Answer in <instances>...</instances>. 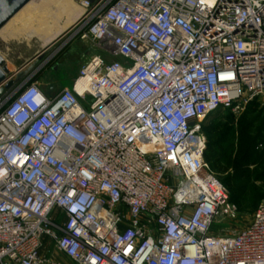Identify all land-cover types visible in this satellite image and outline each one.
Returning a JSON list of instances; mask_svg holds the SVG:
<instances>
[{
	"label": "built area",
	"instance_id": "2783aa9c",
	"mask_svg": "<svg viewBox=\"0 0 264 264\" xmlns=\"http://www.w3.org/2000/svg\"><path fill=\"white\" fill-rule=\"evenodd\" d=\"M79 3L99 53L72 87L0 98V264H41L47 237L75 264H264V204L211 233L236 207L203 122L264 96V0Z\"/></svg>",
	"mask_w": 264,
	"mask_h": 264
},
{
	"label": "rangeland",
	"instance_id": "374dc122",
	"mask_svg": "<svg viewBox=\"0 0 264 264\" xmlns=\"http://www.w3.org/2000/svg\"><path fill=\"white\" fill-rule=\"evenodd\" d=\"M35 2L40 5V12H48L44 16L51 21L56 4L44 7L46 4L42 0ZM75 2L80 5L79 0ZM38 10L32 14L39 13ZM80 15L81 12L75 9L74 21ZM16 23L13 28L20 25ZM72 31L69 26L62 34L48 39L47 44L43 45L38 37L27 41L23 38L7 40L1 35L0 50L12 75L20 72L21 78L33 79L46 92L51 88L61 90L72 87L83 64L93 54L99 53L94 43L83 42L77 36L72 37ZM203 122L207 135L215 124L226 123L227 127H218L217 133L227 131V142L234 144V158L230 166L210 160L209 157L207 159L216 177L227 188L230 203L236 207L234 216L221 215L216 219L211 233L216 236L231 235L247 227L259 206L264 204V96L253 98L238 113L220 110L208 115ZM207 141L209 143L208 136ZM221 143L217 136L215 144ZM65 219L63 214H59L57 223L61 225ZM40 256L43 259L41 264H54L58 261L62 264H75L71 258L57 250L55 241L49 237L44 239Z\"/></svg>",
	"mask_w": 264,
	"mask_h": 264
},
{
	"label": "bare ground",
	"instance_id": "6f19581e",
	"mask_svg": "<svg viewBox=\"0 0 264 264\" xmlns=\"http://www.w3.org/2000/svg\"><path fill=\"white\" fill-rule=\"evenodd\" d=\"M42 2L46 4L44 7H47V5L51 3L56 4L55 13L51 16V21H48V17L46 18L44 16V14L47 15L48 12H40L38 10V8L40 9V5L36 4L35 0H32L0 31V36L2 35V37L7 40L11 38H23L26 41L33 37H38L42 45L47 44L48 39L62 34L65 28H69V26L70 29L72 28L76 22L73 18L75 9H78L81 14L83 12L82 7L77 4L75 0H42ZM37 10L39 13L32 14ZM71 19L74 21L73 24ZM16 22H19L20 25L13 28ZM15 25H17V23Z\"/></svg>",
	"mask_w": 264,
	"mask_h": 264
},
{
	"label": "water",
	"instance_id": "95a60500",
	"mask_svg": "<svg viewBox=\"0 0 264 264\" xmlns=\"http://www.w3.org/2000/svg\"><path fill=\"white\" fill-rule=\"evenodd\" d=\"M32 0H0V31ZM20 73L12 75L10 66L0 54V98L21 78ZM53 88L49 90L51 92Z\"/></svg>",
	"mask_w": 264,
	"mask_h": 264
},
{
	"label": "trees",
	"instance_id": "16d2710c",
	"mask_svg": "<svg viewBox=\"0 0 264 264\" xmlns=\"http://www.w3.org/2000/svg\"><path fill=\"white\" fill-rule=\"evenodd\" d=\"M220 110H223V109H219L215 112H218ZM225 111H228V112H231L229 110H225ZM214 113V112H213ZM212 114V113H211ZM226 126L227 127V124H215V126L212 128L211 132L209 131L208 135H207V128L206 126L204 125V130H205V133H206V136H208L209 138V143L207 141V149H206V160L209 159L210 160H215V161H219L221 162L222 164H225L227 166H230L232 161H233V158H234V144H232L231 142H227V137H228V134L227 131H222V132H219L217 133L218 131V127L221 129V126ZM220 137L222 143L221 144H215V140L216 138ZM208 162V160H207Z\"/></svg>",
	"mask_w": 264,
	"mask_h": 264
},
{
	"label": "crops",
	"instance_id": "0c3cea01",
	"mask_svg": "<svg viewBox=\"0 0 264 264\" xmlns=\"http://www.w3.org/2000/svg\"><path fill=\"white\" fill-rule=\"evenodd\" d=\"M71 21H73V19H71ZM0 54L4 57V55L2 54V51L0 50ZM5 58V57H4ZM20 73V72H19ZM15 74V73H14ZM17 74V73H16ZM20 79H23V78H20ZM56 91V89L55 88H53L52 90H51V92H55Z\"/></svg>",
	"mask_w": 264,
	"mask_h": 264
}]
</instances>
